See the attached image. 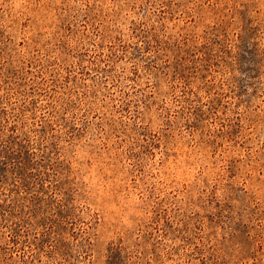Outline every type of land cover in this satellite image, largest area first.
Segmentation results:
<instances>
[{
	"label": "rangeland",
	"instance_id": "374dc122",
	"mask_svg": "<svg viewBox=\"0 0 264 264\" xmlns=\"http://www.w3.org/2000/svg\"><path fill=\"white\" fill-rule=\"evenodd\" d=\"M81 3L0 0V264H264V0Z\"/></svg>",
	"mask_w": 264,
	"mask_h": 264
},
{
	"label": "snow or ice",
	"instance_id": "6c2138e0",
	"mask_svg": "<svg viewBox=\"0 0 264 264\" xmlns=\"http://www.w3.org/2000/svg\"><path fill=\"white\" fill-rule=\"evenodd\" d=\"M60 2L61 0H51V3L53 4H58ZM95 2H98V0H94V2L92 3H89V0H82L81 7H95ZM39 3H45V0H39ZM153 131H157L159 134L162 135L164 144L169 145L166 150L170 154H173L172 161L170 163L167 161H161V163H164L165 167H167L169 171L174 172L178 167L180 168V171H184L183 165L188 163V161L186 157L181 156L179 159H177L174 155L178 151V149L176 147H172V145L177 144V138L171 134V129L167 125H160L159 122H157V127L154 128ZM193 180H195L194 175L192 176L191 180H189V183H191Z\"/></svg>",
	"mask_w": 264,
	"mask_h": 264
}]
</instances>
